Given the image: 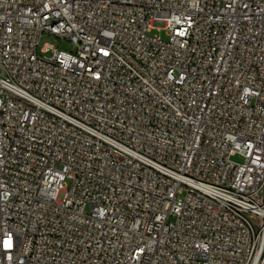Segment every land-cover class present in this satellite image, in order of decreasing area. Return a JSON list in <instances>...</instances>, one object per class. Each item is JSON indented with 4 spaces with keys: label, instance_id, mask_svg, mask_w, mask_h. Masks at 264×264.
Returning <instances> with one entry per match:
<instances>
[{
    "label": "built area",
    "instance_id": "2783aa9c",
    "mask_svg": "<svg viewBox=\"0 0 264 264\" xmlns=\"http://www.w3.org/2000/svg\"><path fill=\"white\" fill-rule=\"evenodd\" d=\"M0 264H264V0H0Z\"/></svg>",
    "mask_w": 264,
    "mask_h": 264
},
{
    "label": "rangeland",
    "instance_id": "374dc122",
    "mask_svg": "<svg viewBox=\"0 0 264 264\" xmlns=\"http://www.w3.org/2000/svg\"><path fill=\"white\" fill-rule=\"evenodd\" d=\"M152 33H156L157 35L161 36L162 38H165V32L164 31H156L153 30ZM45 43H51L54 46L59 47L60 49L63 50H70L74 48V45L67 39L65 38H58L56 36L52 35H44L40 38L39 41V47H41ZM235 161H241L242 159L239 156H235L232 158Z\"/></svg>",
    "mask_w": 264,
    "mask_h": 264
}]
</instances>
